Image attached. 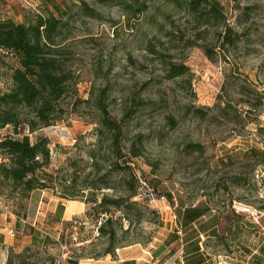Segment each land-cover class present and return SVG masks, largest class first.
<instances>
[{
    "label": "rangeland",
    "instance_id": "1",
    "mask_svg": "<svg viewBox=\"0 0 264 264\" xmlns=\"http://www.w3.org/2000/svg\"><path fill=\"white\" fill-rule=\"evenodd\" d=\"M79 1L97 10L102 19L77 17L73 4ZM182 1L145 0L143 12L134 16V10L99 0H0V18L16 23L38 13L58 17L54 5L63 2L65 10L72 11L67 15L62 11L70 26L62 46L78 76L77 95L86 100L107 87L113 119L120 121L132 111L124 122L123 152L130 153L132 145L141 148V156L130 164L165 196L164 203L135 199L143 207L142 219L130 234H119L121 246L139 244L147 249L143 264H161L160 254L165 253L164 260L169 256L166 252L174 240L170 218L178 217L180 208L198 203L211 210L205 223L216 229L208 244L223 260L227 253L232 258L233 252L245 258L262 245L264 218L255 229L247 227L237 234L226 227V217L239 214L235 205L264 204L256 181L258 167L264 166V0H208L216 1L225 23L242 34L224 51L218 47L223 23L194 29ZM197 32L202 39L196 38ZM188 39L197 45L187 47ZM200 46L214 51L211 58ZM4 59L15 65V60ZM163 60L183 64L188 74L165 79ZM9 84L0 67V91ZM84 114L66 115L32 134L21 132L32 143L39 137L49 140L55 169L83 154L94 141L93 115ZM9 132L0 130V138ZM76 143L79 147L74 149ZM47 193L31 196L24 209H16L18 217L4 201L0 203V214L11 216L6 220L8 230L0 232V264H109L116 259L119 248L104 255L107 239L96 231L90 205L77 201L83 213L72 214L79 209L70 201L66 219L59 221L56 207L65 202ZM239 218L243 221L244 216ZM121 223L125 230L127 221ZM215 230L225 233V239L220 240Z\"/></svg>",
    "mask_w": 264,
    "mask_h": 264
},
{
    "label": "trees",
    "instance_id": "2",
    "mask_svg": "<svg viewBox=\"0 0 264 264\" xmlns=\"http://www.w3.org/2000/svg\"><path fill=\"white\" fill-rule=\"evenodd\" d=\"M99 1L106 5L113 3L114 6L134 10V16L142 13L145 5V0ZM182 3L184 10L192 18L194 29L223 23L218 42L221 50L224 51L226 46L233 47L239 42L242 34L225 23L216 1L183 0ZM73 6L78 10L75 13L77 17L102 19V15L86 2L79 1ZM66 8L68 9L60 2L54 5L58 17L38 13L20 23L0 18V67L5 69L10 83L5 90L0 91V130L10 129L8 134L0 138V203L4 201L17 217L16 209H24L25 202L31 196L42 192H49L63 201H78L90 205L89 209L93 212L90 218L95 217L94 223L101 220L97 232L99 236L107 239L104 255H113L116 249L124 247L119 241V234H130L143 216V207L135 201L139 181L130 164L132 159L141 156V148L135 149L132 145L129 148L130 153L123 152L124 122L132 115V111L127 110L120 121L113 119L109 111L112 102L109 101L107 87L86 100L77 95L78 76L71 67L66 48L62 46L70 27L63 20L62 11L65 15L72 12H67ZM244 10L249 11L251 8L246 7ZM197 33L199 34L196 38L202 39L200 32ZM186 43L187 47L197 45L194 39H188ZM200 47L209 58L214 54L208 47ZM5 57L15 60V65L5 62ZM162 63L165 65L164 78L167 80L188 74L189 70L183 64L165 60ZM81 112L86 113L85 117L90 118L93 115L94 141L87 145L83 154L68 158L58 168L51 169L49 140L39 137L32 143L28 135L22 132L35 133L63 121L66 115L83 116ZM197 113H201V110ZM78 147L76 143L74 149ZM196 147L198 146L190 148ZM82 155H85L86 160H83ZM110 192L114 194H109ZM256 209L264 213V204ZM63 212L64 205L60 202L55 211V217L59 221ZM210 212L206 204L184 206L177 214L178 226L182 230L189 228L200 219H208ZM237 216V220L226 217V227L233 228L234 233H242L247 227H257L246 216ZM263 218L264 215L260 220ZM122 220L128 223L125 230ZM206 226L203 223L200 228L204 230ZM262 235V245L258 251L244 255L251 264H264V228ZM219 239L224 240V235ZM193 249L199 250L198 245ZM17 257L22 256L20 254Z\"/></svg>",
    "mask_w": 264,
    "mask_h": 264
},
{
    "label": "crops",
    "instance_id": "3",
    "mask_svg": "<svg viewBox=\"0 0 264 264\" xmlns=\"http://www.w3.org/2000/svg\"><path fill=\"white\" fill-rule=\"evenodd\" d=\"M44 196L49 195L47 192L41 193ZM59 200V199H58ZM63 201V200H60ZM64 212L62 214L61 220L64 221L65 214L71 205L68 203L70 201H63ZM77 202V201H75ZM79 209L77 212L72 214H80L83 213V208L80 203L77 202V206L75 210ZM74 210V211H75ZM10 219L11 216H7L6 213L0 214V232H4L8 230L9 223L6 220ZM207 218L200 219L195 222L191 227L180 229L178 226L179 219L174 214L170 218L171 224L169 225V231L173 235V241L169 245L170 249L166 252L169 254L168 257L164 260L165 253L160 254L159 259L161 260V264H251L249 263L248 258H242L240 255L236 256L235 253H231L233 256L230 258L227 255H223L224 260L221 258V255L218 254L220 252H211L209 248V239L210 232L213 234L212 229H216L215 227H205L204 230L200 228L201 224L205 223ZM1 221H3L1 223ZM173 228V230H172ZM218 233V231L215 230ZM225 236V233H218V237ZM198 245L199 250H194L193 247ZM166 249V246H162ZM172 247V248H171ZM259 247H257L253 252H255ZM211 253V254H210ZM147 254L149 252L147 249H144L139 244L128 245L121 247L117 250L116 259L112 260L109 264H143L147 263ZM104 264H107L106 262Z\"/></svg>",
    "mask_w": 264,
    "mask_h": 264
},
{
    "label": "built area",
    "instance_id": "4",
    "mask_svg": "<svg viewBox=\"0 0 264 264\" xmlns=\"http://www.w3.org/2000/svg\"><path fill=\"white\" fill-rule=\"evenodd\" d=\"M134 175L136 177V179L139 181V188H138V194L135 197L136 200L138 201H147L150 203H155V202H165V196L157 194L155 192V190L150 187V185L148 184V182L144 179V177L142 176L140 171L137 170H133ZM256 181L258 184V187L260 189V196L262 197V195H264V188H262V181L264 179V170L262 168H259L257 170L256 173ZM233 209H236L237 213H239L238 215H244L246 216V218H248L249 220H251L252 222H254L255 224H258L259 220L263 217L264 213L260 212L259 210H257L256 208H253L251 206H246L243 204H238L235 205ZM242 213V214H240ZM101 224V220H99L96 224H95V229L97 231V227ZM10 234L12 233V231L9 232ZM62 252L66 251V248L64 246H60Z\"/></svg>",
    "mask_w": 264,
    "mask_h": 264
}]
</instances>
